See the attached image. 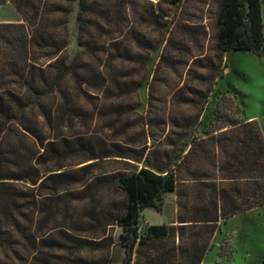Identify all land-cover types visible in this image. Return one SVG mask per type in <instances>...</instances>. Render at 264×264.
<instances>
[{"label": "trees", "instance_id": "obj_1", "mask_svg": "<svg viewBox=\"0 0 264 264\" xmlns=\"http://www.w3.org/2000/svg\"><path fill=\"white\" fill-rule=\"evenodd\" d=\"M134 1L0 0L20 18L0 23V264H101L80 253L114 246L123 253L120 264H201L221 223L264 206V138L257 123L243 111L226 117L217 104L209 134H195L222 76L224 54L264 55L262 0L216 1L212 55L193 57L172 95L195 113L180 124L169 119V149L161 161H150L145 146L130 141L64 132L68 122L89 113L84 103L90 93L116 100L139 93L163 63L169 10L148 12L143 5L153 0H140L139 12ZM185 2L166 0L170 8ZM74 6L76 49L69 52ZM137 23L154 26L158 36L147 37ZM104 159L122 168L86 178L83 173ZM67 160L78 163L64 165ZM77 185L83 188L70 190ZM102 189L115 195L101 209L77 216L72 204ZM172 193L183 200L178 206L186 216H178L177 226L142 229L141 211H160ZM114 227L120 229L115 244L107 235Z\"/></svg>", "mask_w": 264, "mask_h": 264}, {"label": "rangeland", "instance_id": "obj_2", "mask_svg": "<svg viewBox=\"0 0 264 264\" xmlns=\"http://www.w3.org/2000/svg\"><path fill=\"white\" fill-rule=\"evenodd\" d=\"M216 1L187 0L181 8L177 6L170 8L166 0H160L158 6L154 4L155 0L152 1V6L143 5L148 12H157L159 9L164 12L169 10L170 16L165 23L168 27L165 36L168 38V44L163 53V63L154 73L150 72L147 78L148 86L139 93H131L117 100L112 96L105 99L90 93V97L84 103L89 113L83 115L82 121L68 122V128L64 132L105 143L113 142L123 145L130 141V145L134 147L145 146L146 151L150 153V161L160 160L162 151L169 149L165 144L169 119L174 117L180 124L195 113L191 106L182 104L172 95L186 80V71L192 58L199 55H212L210 25L216 9ZM133 6L136 11L142 10L140 0H135ZM75 13L74 6L68 25L69 52L76 49ZM261 18L264 33V0L261 3ZM19 22V16L9 3L6 2L0 6V23ZM135 27L147 37L158 36L154 26L137 23ZM221 74L200 115L195 134L199 137H206L209 134V125L214 121V111L218 104L221 114L226 117L236 116L238 111H243V117L255 121L264 138V55L256 56L246 51H228L223 57ZM152 75L154 80L149 86ZM189 83L198 85L194 81ZM181 93L187 94L185 89H182ZM234 106L238 107V110H234ZM94 107H97L99 111H92ZM112 160H100L83 174L89 178L122 168L119 162ZM63 163L67 166L75 165L78 160H67ZM88 163L91 162L74 168ZM82 188V185H77L70 190ZM94 193V199L83 195L79 202L72 204L77 216H85L86 211L90 209H101L115 195L112 190L105 189ZM179 202L183 200L177 199L174 193L166 194L160 211L153 208L141 211L140 227L143 229L148 225L177 226L178 216H186L179 208ZM52 225V223L46 224L43 231L49 230ZM119 233L118 227L107 230V235L112 237L114 244L117 242ZM209 246L201 264H264V206L241 213L221 223L212 236ZM80 257L98 261L101 264H120L117 261H120L123 253L114 246L108 252L82 251Z\"/></svg>", "mask_w": 264, "mask_h": 264}, {"label": "crops", "instance_id": "obj_3", "mask_svg": "<svg viewBox=\"0 0 264 264\" xmlns=\"http://www.w3.org/2000/svg\"><path fill=\"white\" fill-rule=\"evenodd\" d=\"M11 6V5H10Z\"/></svg>", "mask_w": 264, "mask_h": 264}]
</instances>
